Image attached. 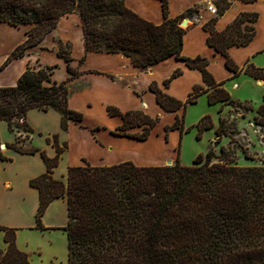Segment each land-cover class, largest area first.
I'll list each match as a JSON object with an SVG mask.
<instances>
[{
  "label": "trees",
  "instance_id": "obj_1",
  "mask_svg": "<svg viewBox=\"0 0 264 264\" xmlns=\"http://www.w3.org/2000/svg\"><path fill=\"white\" fill-rule=\"evenodd\" d=\"M216 4L218 14L203 24L209 32V45L225 55L234 75L246 73L264 80V67L250 62L241 67L228 52L231 46L245 45L253 39L256 29L251 23L259 14L243 12L219 31L215 24L231 1L216 0ZM162 5L164 20L156 24L130 9L125 0H0V22L28 27L26 39L14 48L1 69L39 44L61 17L77 12L85 44L81 62L90 51L117 52L145 69L173 56L201 71L205 86L195 85L185 100L165 92L157 81L150 83L165 111L184 110L182 116L177 114L175 121L165 126L167 133L190 130L184 126L186 108L204 93L210 103L242 105L231 98L224 81H216L207 57L182 54L186 29L179 22L198 14L200 5L187 9L181 17L169 15V0H162ZM69 46L67 50L63 41L59 42L58 54L68 63L66 80L53 78L57 64H29L16 85L0 86V119L10 130L23 131L27 136L33 133L27 115L34 108L57 110L65 131L71 121L84 126V113L69 106L68 82L81 73L71 64ZM180 74L182 70L175 69L164 85L168 87ZM108 112L123 119L115 133L141 140L150 136L161 119L142 109L121 111L113 105L108 106ZM254 119L264 126V104ZM211 125L210 116H203L197 124V136ZM217 133V141L224 134L234 137L225 116L220 117ZM47 141L56 149L53 157L39 147H25L20 136L6 146L21 153L39 152L45 160L46 171L30 180L40 195L37 227L44 228L42 216L49 204L56 198H66L68 264H264V165H240L233 150L222 145L220 153L209 147L205 156L199 154L192 164H183L179 152L170 165L141 166L127 160L96 166L85 161L68 166L64 181L53 172L68 142H61L59 133L48 136ZM0 159H9L2 153L1 141ZM0 230L5 232L7 243L5 249L0 248V264H32L29 253L17 245V228L0 225Z\"/></svg>",
  "mask_w": 264,
  "mask_h": 264
},
{
  "label": "crops",
  "instance_id": "obj_2",
  "mask_svg": "<svg viewBox=\"0 0 264 264\" xmlns=\"http://www.w3.org/2000/svg\"><path fill=\"white\" fill-rule=\"evenodd\" d=\"M230 1V7L215 24L217 30H224L243 12H257L259 16L255 22L251 23L256 29L253 39L245 45L231 46L228 49L229 55L241 67L248 62L264 67V0ZM125 3L149 21L160 24L164 20L162 0H125ZM198 5H203V0H169V15L181 17L187 9ZM211 16L204 10L200 11V15L188 16L191 24L186 27L182 54L187 57L197 55L207 57L208 69L216 81H224L223 87L233 98L241 97L239 90L243 83L251 81L255 86L263 88L264 80L262 79H255L246 73L234 75V72L226 65L225 55L209 45L207 40L209 32L203 24ZM23 32L24 37L19 42L26 39L25 31ZM60 41L71 44L73 57L71 64L81 72L68 82L69 106L84 113V126L71 121L68 130L65 131L61 128V115L57 110L43 111L34 108L27 115V121L34 128V132L29 136L23 131L11 132L10 135L4 136L1 130V150L9 159H0V191L13 193L17 190L18 177L21 174L25 181V192L28 196L27 201L31 204V212L0 214V225L19 229L35 226V213L40 203V195L39 190L30 184V180L46 171L45 160L39 152L21 153L7 146L2 147L4 144L13 142L20 136L24 139L25 147H39L53 157L56 149L48 143L47 137L59 133L60 141H67L68 148L62 154L53 175L64 181H66L68 166L81 165L85 161L96 166L112 165L127 160H132L141 166L173 164L174 158L177 160L178 156L175 157V149L183 136L180 129L167 133L165 126L172 124L177 114L182 116L184 110L181 108L176 112L165 111L157 101L155 92L150 89V83L157 81L165 92L182 100L188 97L195 85L205 86L199 69L190 68L185 61L173 56L145 69L135 66L129 56L117 52L90 51L84 62H81L85 54V44L82 20L77 12L61 17L57 26L39 44L28 48L24 56L12 60L4 69H1L3 61L17 46L12 45L0 61V76L11 74V79L7 82H0V86L16 85L27 66L37 61L43 66L57 64L53 78L58 81L66 80L69 76L68 63L58 54ZM177 68L182 70V74L175 77L166 87L164 80ZM205 97L208 98L207 93L200 95L198 100ZM109 105L116 106L121 111L142 109L152 116L159 115L161 119L147 139L141 140L119 135L114 131L123 123V119L120 115H110ZM166 114H168V119L161 128L159 124ZM3 122L6 123L5 120L0 119V127L4 124ZM92 128L96 129L92 131ZM166 135L169 137L168 140ZM63 164L64 169H60ZM60 200L65 203L67 201L60 197L50 203L43 216L45 226L65 225V222L58 223L49 220L53 207ZM16 235L17 240L19 231Z\"/></svg>",
  "mask_w": 264,
  "mask_h": 264
},
{
  "label": "rangeland",
  "instance_id": "obj_3",
  "mask_svg": "<svg viewBox=\"0 0 264 264\" xmlns=\"http://www.w3.org/2000/svg\"><path fill=\"white\" fill-rule=\"evenodd\" d=\"M191 18L190 20H192ZM181 22L182 20L179 22V26L186 29L185 26L181 25ZM190 24L191 22L189 21L188 26ZM27 28V26L17 28L8 23L0 22V61L9 52L12 45L22 43V41H19L24 37L23 31ZM63 44L69 50V45L71 44L69 42H63ZM30 65L39 67L41 64L37 61L30 63ZM10 77L11 74L2 75L0 76V82L9 81ZM239 92L241 97L233 98L231 96V98L243 102L242 105H232L222 101L210 103L208 98L205 97L187 106L184 116V126L185 128H191L188 131H183V139L175 149V157L179 152L180 160L183 164H192L199 154L202 153L205 156L209 147H214L216 153H220L221 146L225 145L233 150L240 165H264V126L256 123L254 119L258 108L264 104V87L259 88L250 81L241 84ZM205 115L210 116L212 125L203 131L201 137H198L197 124ZM221 116L228 118L229 126L231 129H234L235 133L233 138L229 135H221L220 140L217 141L219 139L217 131ZM167 119L168 114L163 116L159 124L161 128H163V124ZM3 123L2 127H0V141L1 130L4 136L15 132L10 130L7 122V124ZM129 131L134 132L136 129H129ZM168 138L166 135L167 140ZM175 162L174 158L173 164ZM64 167L65 165L63 164L60 169H64ZM18 183V188L13 193L0 191V214L18 213L21 211L26 213L31 212V204L27 201L28 196L25 192V181L21 174H19ZM37 211L35 213V226L22 229L15 227L19 231L17 239L18 247L29 253L32 264H68V238L67 232L64 229L68 222L67 201L66 203L62 200L58 201L49 215V220L58 223L65 222V225H56L55 227L45 226L43 223L45 211L42 216L44 228H39L36 221ZM4 235L5 232L0 230V248L2 249H5L7 246V243L4 241Z\"/></svg>",
  "mask_w": 264,
  "mask_h": 264
},
{
  "label": "built area",
  "instance_id": "obj_4",
  "mask_svg": "<svg viewBox=\"0 0 264 264\" xmlns=\"http://www.w3.org/2000/svg\"><path fill=\"white\" fill-rule=\"evenodd\" d=\"M201 10L209 12L212 16L217 15L218 7L216 4V0H203V6H200L199 13L196 15H200Z\"/></svg>",
  "mask_w": 264,
  "mask_h": 264
},
{
  "label": "water",
  "instance_id": "obj_5",
  "mask_svg": "<svg viewBox=\"0 0 264 264\" xmlns=\"http://www.w3.org/2000/svg\"><path fill=\"white\" fill-rule=\"evenodd\" d=\"M188 23H189V19H188V18H184V19L182 20V22H181V25L187 27V26H188ZM2 147L5 148L6 145L4 144ZM168 165H169V164H168Z\"/></svg>",
  "mask_w": 264,
  "mask_h": 264
}]
</instances>
